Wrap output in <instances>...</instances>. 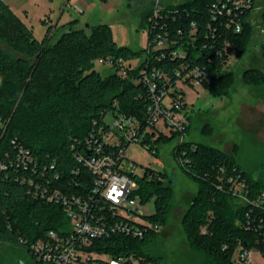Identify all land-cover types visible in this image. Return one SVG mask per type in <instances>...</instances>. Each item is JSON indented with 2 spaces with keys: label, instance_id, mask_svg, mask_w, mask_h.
I'll return each instance as SVG.
<instances>
[{
  "label": "trees",
  "instance_id": "trees-1",
  "mask_svg": "<svg viewBox=\"0 0 264 264\" xmlns=\"http://www.w3.org/2000/svg\"><path fill=\"white\" fill-rule=\"evenodd\" d=\"M216 1L188 0L168 5L158 23L168 32L169 42L177 40L178 46L186 47L187 61L204 69V88L211 97H230L242 89L264 101V69L257 67L260 59L264 63V39L254 41L256 32L250 12L242 17L240 33L228 31L220 37L219 31L213 38L206 36L209 9ZM148 4L142 13L147 28L152 2ZM260 6L259 19L264 23V0ZM192 23L197 26L194 32ZM50 34L48 27L43 38L37 40L32 28L0 0V40L17 54L10 56L0 48V164L6 166L0 170V241L21 248L30 264H37L30 255L31 245L50 239V232L65 237L70 231L62 205L34 195L36 186L85 197L94 182L78 159L92 152V147L87 150V143L94 146V141H99L95 137L99 130L109 131L110 125L104 121L106 114L111 113L113 118L125 114L142 126L147 119V90L137 83L145 65V49L134 52L117 46L105 24L96 25L90 34L69 24L52 44ZM223 37L229 44L226 51ZM253 49L258 58L252 62ZM229 55L239 60V67L225 68ZM119 59L138 62L121 77L114 70ZM106 60L114 66L103 77L94 69V62ZM148 60L169 76L180 61ZM197 114L194 109L185 113L187 135ZM212 131L209 123L202 124L201 134ZM154 135H146L144 141L154 148V156L160 145H170V156L196 185V193L181 218L187 249L178 264H234L240 247L264 254V245L257 243L258 232L248 228L246 214L255 208L239 202L227 183L229 176L240 175L247 185L248 201L256 202L264 191V150L259 151L258 162L249 166L241 160V144L244 146L246 141L235 144L230 155L204 143L187 140L178 145L175 134L159 133L151 140ZM107 149L114 148L106 146ZM25 154L30 157L26 166L21 164ZM132 177L137 183L134 195L139 197L140 205L154 198V211L145 219L163 228L175 205L169 175L146 168ZM255 211L261 215L258 209ZM158 230H146L141 238L115 234L96 239L89 250L113 257L132 255L145 264H163L166 258L158 250ZM8 252L16 260L14 251Z\"/></svg>",
  "mask_w": 264,
  "mask_h": 264
},
{
  "label": "built area",
  "instance_id": "built-area-1",
  "mask_svg": "<svg viewBox=\"0 0 264 264\" xmlns=\"http://www.w3.org/2000/svg\"><path fill=\"white\" fill-rule=\"evenodd\" d=\"M165 7L160 4V0H155L153 3V9L148 17V39L144 48L145 65L137 79V83H142L147 90L145 126H142L137 119L119 113L113 118V124L110 125L107 133L98 131L95 137L98 136L99 141H94V146L87 143V150L90 151L92 147V152L87 157H79L78 161L93 177L94 187L85 197L64 195L57 191L50 192L48 187L36 186L34 195L61 204L70 222V231L65 237H58L54 232H50V239L37 241L31 245L30 255L37 264H134L136 259L132 255L113 257L108 253L89 249L96 239L115 234L141 238L146 230L159 229L158 225L151 224L145 219L147 214L139 211L141 206L139 197L134 195L137 183L132 177L137 174V167L127 162V149L133 142H138L154 156L155 150L150 143L144 142L145 136L159 135V133L167 136L175 134V142L178 145L183 144L188 136L185 113L189 110L184 98L181 99L185 97L183 87L207 93L204 88L207 80L204 69L189 63L186 47L178 46L177 40L169 42L168 32L158 23ZM260 11L261 6L257 5L255 0H217L209 9L206 36L213 38L214 33L219 31H222L220 37L228 31L240 33L244 14L250 12L253 20V15ZM190 27L194 32L197 26L192 23ZM192 39L194 41L196 37L193 36ZM228 48L229 44L224 38L223 50L226 51ZM149 57L156 61L178 59L179 66L174 68L169 76L168 73L152 67ZM103 63L113 69L114 65L111 61L106 60ZM130 69V61L119 59L115 63L114 70L121 77H125ZM167 98H169L168 102L165 101ZM159 123L168 129V133L159 130L157 126ZM155 135L151 140L157 137ZM106 146L114 149L105 150ZM23 156L21 164L26 166L30 157L28 154ZM179 163L183 164L182 161ZM5 168V165L0 164V170ZM227 183L229 192L239 202L249 203L261 212V215H257L255 209H250L246 217L248 228L250 226L260 236L257 243L264 245V191L257 197L256 202H249L246 197L247 185L240 175L229 176ZM30 185L33 186L32 183ZM239 249L234 255V264H251V251L258 253L264 259V254L257 249L243 247Z\"/></svg>",
  "mask_w": 264,
  "mask_h": 264
},
{
  "label": "rangeland",
  "instance_id": "rangeland-1",
  "mask_svg": "<svg viewBox=\"0 0 264 264\" xmlns=\"http://www.w3.org/2000/svg\"><path fill=\"white\" fill-rule=\"evenodd\" d=\"M11 10L33 30L37 40H41L48 27L51 28L49 43L55 42L63 27L69 24L83 29L90 34L93 27L99 24L109 26L111 37L119 47L128 48L134 52L142 51L147 45V27L143 20V12L149 7L148 0H3ZM153 3L155 0H152ZM188 0H160L161 5H176ZM263 0H256L260 6ZM255 27L254 41L259 37L264 39V23L259 19V12L253 15ZM257 35V36H256ZM0 48L10 56H17L15 52L0 40ZM252 62L258 58L255 49L252 50ZM251 60V59H250ZM239 60L229 56L227 68L239 67ZM246 64V63H245ZM249 64V63H248ZM252 64V63H250ZM131 68L137 61H130ZM247 65V64H246ZM257 67L264 69L260 59ZM94 69L103 77H107L113 69L102 61L94 62ZM184 101L189 109L198 111L196 120L191 122V129L187 136L188 141L204 143L219 150L232 154L235 144L246 141V146L241 144L243 164L253 166L259 158V151L264 150V101L258 100L256 95L240 90L230 97L211 98L200 90L183 87ZM169 98L165 99L168 102ZM210 102L211 107L204 104ZM202 104V105H201ZM202 106L198 110V107ZM104 121L111 125L113 117L107 113ZM209 123L213 131L201 134L202 124ZM163 133H168L160 123L157 125ZM252 145H250V143ZM170 145H160L159 153L151 155L140 143L133 142L127 149L128 163L136 165V173L141 174L146 168L156 172L165 171L175 190V205L166 226L158 230V250L165 256L163 264H178L179 258L187 249V241L181 228V218L187 210L196 185L181 172L177 162L170 156ZM247 167V166H246ZM154 198L146 205H141L139 211L151 215L154 211ZM13 250L16 254H9ZM19 262V263H18ZM21 248H13L0 241V264H30ZM251 264H264V259L258 253L251 251ZM134 264H145L136 260Z\"/></svg>",
  "mask_w": 264,
  "mask_h": 264
},
{
  "label": "crops",
  "instance_id": "crops-1",
  "mask_svg": "<svg viewBox=\"0 0 264 264\" xmlns=\"http://www.w3.org/2000/svg\"><path fill=\"white\" fill-rule=\"evenodd\" d=\"M67 2H68V0H67ZM81 2H84V1L81 0ZM148 2L151 3V2H153V1H152V0H148ZM164 6H168V4H166V5H164ZM27 26H28V25H27ZM74 27H75V28H78L77 26H74ZM204 93H206V92H204ZM206 96H210V95H209L208 93H206ZM210 97H211V96H210ZM211 98H212V97H211ZM201 105H202V104H201ZM204 106H206L207 108H208V107H211V106H210V102H207L206 104H204ZM201 108H202V106L199 105L198 110L201 109Z\"/></svg>",
  "mask_w": 264,
  "mask_h": 264
},
{
  "label": "water",
  "instance_id": "water-1",
  "mask_svg": "<svg viewBox=\"0 0 264 264\" xmlns=\"http://www.w3.org/2000/svg\"><path fill=\"white\" fill-rule=\"evenodd\" d=\"M184 94H181V96H183ZM19 263V262H18Z\"/></svg>",
  "mask_w": 264,
  "mask_h": 264
}]
</instances>
